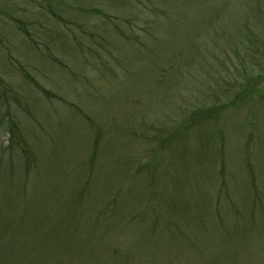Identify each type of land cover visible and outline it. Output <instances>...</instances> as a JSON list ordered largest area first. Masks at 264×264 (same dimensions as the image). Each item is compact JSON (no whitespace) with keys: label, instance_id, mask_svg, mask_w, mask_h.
<instances>
[{"label":"rangeland","instance_id":"obj_1","mask_svg":"<svg viewBox=\"0 0 264 264\" xmlns=\"http://www.w3.org/2000/svg\"><path fill=\"white\" fill-rule=\"evenodd\" d=\"M259 1L187 0L167 27L147 0H0V79L22 111L17 139L0 132L14 153L0 155V264H169L191 239L216 252L211 195L233 217L221 225L254 230L224 256L264 264V47L250 61L216 35ZM230 103L171 139L174 122ZM158 199V226L183 228V246L129 234Z\"/></svg>","mask_w":264,"mask_h":264},{"label":"trees","instance_id":"obj_2","mask_svg":"<svg viewBox=\"0 0 264 264\" xmlns=\"http://www.w3.org/2000/svg\"><path fill=\"white\" fill-rule=\"evenodd\" d=\"M142 2V1H141ZM187 0H157V5H153V0H147L146 4L148 6H152V8L149 10V14H154L157 15L161 14L159 16L162 19L161 25H166L167 27H173L169 24V21L167 18L169 16H173L175 14L174 7H176V10L180 7V3L184 4L186 3ZM262 4V8H261ZM146 7V5H145ZM261 8V9H260ZM261 10V12L259 11ZM240 13L236 12L232 14V17L227 20L225 17L222 19H225L231 23H228V25H225L222 29V31H217L216 35L217 38L221 36V39L223 37H227L228 41H232L234 43V46H239L242 48L241 53L244 54V58H248L250 61H254L253 57H251V51L258 49L259 47H264V28L261 26V24L264 23V1L260 0L259 5L257 8H255L253 11H248L247 9H240ZM243 21L244 23L240 24V22ZM207 31H210L207 36L210 37V40H212L214 43L215 42V36H212V31H214L213 26L210 25L207 27ZM215 32V31H214ZM224 34V35H223ZM201 36V35H198ZM220 41V40H219ZM227 42V41H226ZM205 45V44H204ZM195 48H203L199 47L196 45ZM196 57H199V54L196 55ZM195 57V58H196ZM246 59L241 60V65L245 63ZM41 93L44 94V97L47 99H54L53 95L44 89L40 88ZM19 93L14 90L11 86L6 84L2 79H0V132L2 131V128H6L9 135H10V141L13 140L14 138L17 137V132H18V112H22L20 104H21V99L18 95ZM243 102V101H242ZM235 103H230L227 107V105H221L217 107H211L208 109H201L193 112L189 117L185 116L184 122L176 128L175 122L173 123V128L175 130L171 133V139H174L176 141L179 140V138L185 137L186 135L188 136L189 133L191 132L192 129L198 127L199 125L202 126L203 124L209 123L208 119L215 120L218 115L226 110L227 108L234 107ZM25 109V108H24ZM26 110V109H25ZM24 112V110H23ZM174 114V113H173ZM172 116V115H171ZM175 121V120H174ZM4 132V130H3ZM174 135H177L174 137ZM186 136V137H187ZM19 140V139H18ZM20 141V140H19ZM13 146V144H12ZM15 146H19L20 148V143L15 144ZM22 154V153H21ZM1 157H7L8 161L10 162V158L13 157V149H9V151L2 152ZM23 155V154H22ZM9 156V157H8ZM11 156V157H10ZM154 157V171L153 177L155 178V183H156V171H157V164L160 163V159L162 157L158 155V158H156V155H153ZM25 164L26 160H24ZM30 168V166H29ZM28 168V171H29ZM154 183V186H155ZM23 186V185H22ZM153 186V188H154ZM151 185H149V188L151 189ZM221 193V192H220ZM221 194H219L218 197H220ZM223 197V195L221 196ZM151 204L149 207L150 211H148L146 214V218L142 216L140 219L138 217H133L131 220H125L126 223H133V228L130 230V235H138L140 239H143L144 237H149L148 240L150 239H162L165 238V236H168V239H176L179 241V244L184 245L186 242L185 240L187 239L184 234V229H176L175 233L177 234V238L174 237L173 235L170 234L167 225L164 223L163 226H158L159 222L162 220V217L164 216L163 212L158 209V205H160L159 199L153 202H150ZM222 211V212H221ZM138 210L135 211L134 214H137ZM221 212V213H220ZM146 213V211H145ZM210 214V215H209ZM132 215L131 213L126 214L125 217ZM209 215V216H208ZM223 217L225 218L230 217L233 218L232 216H229L227 213V210L224 209L222 206L221 200H217V205L213 202V198L211 195L210 198V208H208L207 213L205 214V223L206 221L210 226H208V229L210 228L211 233L207 232L205 233L208 236V239L210 237L216 236L219 240H217V245L219 247L217 248L216 246V252L213 249V247L209 243H200V242H194L192 239L187 241V243L192 241V246L189 249V256H185L184 254L180 253L171 261L169 264H240L234 257H228L224 256V252H222V245H226L227 241L230 243H237L238 244V239H239V244L242 239L246 237L248 233H252L248 229L250 228L249 221L242 223L241 226L236 227L232 225V227H224L226 223L224 222L222 225L220 224L221 221H219V218ZM124 218V217H123ZM145 220H148L147 222ZM231 220V219H230ZM212 221V222H210ZM238 221V220H237ZM167 222V221H166ZM136 224H141L143 226L147 225V228L141 227L138 228L135 226ZM145 224V225H144ZM223 228H221V226ZM206 226L205 224L202 225L201 227ZM137 227V228H136ZM207 227V226H206ZM219 227V229H218ZM183 229V230H182ZM253 230V229H252ZM254 231V230H253ZM190 232H194L192 228H190ZM196 232V230H195ZM211 235V236H210ZM187 237L190 235H186ZM170 241V240H169ZM172 241V240H171ZM237 246V245H236ZM235 247V246H234Z\"/></svg>","mask_w":264,"mask_h":264}]
</instances>
